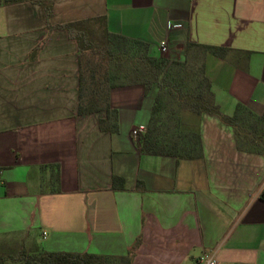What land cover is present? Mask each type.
Instances as JSON below:
<instances>
[{
	"label": "crops",
	"instance_id": "0c3cea01",
	"mask_svg": "<svg viewBox=\"0 0 264 264\" xmlns=\"http://www.w3.org/2000/svg\"><path fill=\"white\" fill-rule=\"evenodd\" d=\"M98 18L170 61H184L189 42L231 50L204 58L217 104L264 115V0H55L49 20L38 4L0 7V254L39 244L132 252L133 264H196L205 253L264 264V156L240 151L231 128L195 119L204 157L177 161L141 152L157 87L111 92L116 134L100 130L105 113L77 117L78 46L47 26ZM53 165L60 193L43 169ZM114 176L125 190H113Z\"/></svg>",
	"mask_w": 264,
	"mask_h": 264
},
{
	"label": "trees",
	"instance_id": "16d2710c",
	"mask_svg": "<svg viewBox=\"0 0 264 264\" xmlns=\"http://www.w3.org/2000/svg\"><path fill=\"white\" fill-rule=\"evenodd\" d=\"M21 3L41 5L47 20L53 15L55 0H0V7ZM47 29L64 31L77 43L78 118L105 113V118L99 120L100 130L116 134L120 130L119 118L118 111L111 107V92L142 86L149 94L157 87L149 124L140 138L142 153L177 161L202 159V137L195 119L208 115L233 130L240 151L264 156V115H256L242 103L237 104L233 115L224 114L205 73L206 56L222 57L231 50L189 42L185 60L170 61L154 56L147 42L110 32L103 18L48 24ZM46 168L52 172L49 178L52 192L60 193V167H43ZM112 188L125 190V179L114 176ZM260 197L264 201V191ZM0 264H133V254L116 257L50 252L35 244L15 255L0 254Z\"/></svg>",
	"mask_w": 264,
	"mask_h": 264
},
{
	"label": "built area",
	"instance_id": "2783aa9c",
	"mask_svg": "<svg viewBox=\"0 0 264 264\" xmlns=\"http://www.w3.org/2000/svg\"><path fill=\"white\" fill-rule=\"evenodd\" d=\"M170 28H174V25L171 24ZM160 49L163 54L167 53L168 51L167 43L163 42L160 46ZM134 134L137 135L138 132L135 131ZM196 264H220V263L213 254L205 253L197 259Z\"/></svg>",
	"mask_w": 264,
	"mask_h": 264
}]
</instances>
